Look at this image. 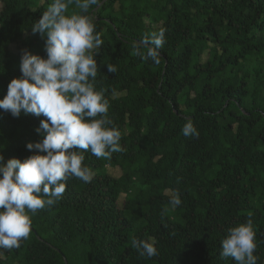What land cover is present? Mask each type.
Instances as JSON below:
<instances>
[{
    "label": "trees",
    "instance_id": "16d2710c",
    "mask_svg": "<svg viewBox=\"0 0 264 264\" xmlns=\"http://www.w3.org/2000/svg\"><path fill=\"white\" fill-rule=\"evenodd\" d=\"M51 2L0 0V99L21 76L22 50L46 55L31 27ZM86 14L103 40L94 88L123 151L77 150L92 180L70 177L56 204L29 213L28 239L0 249V264H236L221 242L249 216L264 264V0H100ZM161 28L160 63L134 55L133 43ZM42 119L0 110L5 163L46 154L26 147L42 140ZM188 122L198 138L182 134ZM174 190L182 203L171 209ZM134 238L158 255L141 257Z\"/></svg>",
    "mask_w": 264,
    "mask_h": 264
},
{
    "label": "clouds",
    "instance_id": "9594fccd",
    "mask_svg": "<svg viewBox=\"0 0 264 264\" xmlns=\"http://www.w3.org/2000/svg\"><path fill=\"white\" fill-rule=\"evenodd\" d=\"M99 3L100 0H52L31 27L32 34L44 38L46 55L22 50L21 76L9 82L6 95L0 99V110L13 117H19L22 111L45 117L35 129L42 140L26 147L46 153L31 155L23 161L11 158L6 163L0 153V249L20 248L30 235L29 213L35 215L56 204L70 177L85 183L92 180V171L83 165L85 157L77 150L90 151L104 159L123 151L121 131L111 126L108 118L109 101L93 84L98 74L95 56L103 40L95 30L93 18L86 13L90 6ZM72 4L80 11L68 15ZM165 33L164 28L145 33L133 43L134 55L159 64ZM107 69L117 72L113 65ZM182 134L199 137L192 122L183 126ZM181 203L179 191L174 190L168 201L170 208ZM255 239L253 219L249 216L245 223L229 229L221 242L220 256L231 257L236 264H257ZM131 245L141 257L158 255L154 243L148 240L134 238Z\"/></svg>",
    "mask_w": 264,
    "mask_h": 264
},
{
    "label": "rangeland",
    "instance_id": "374dc122",
    "mask_svg": "<svg viewBox=\"0 0 264 264\" xmlns=\"http://www.w3.org/2000/svg\"><path fill=\"white\" fill-rule=\"evenodd\" d=\"M18 49H20L19 47H17V45H12L11 46V50L13 51H18ZM108 173L111 174L114 177H119L121 175V171L119 168H115V169H111V168H107ZM123 196L120 197V199L122 200ZM120 200V201H121Z\"/></svg>",
    "mask_w": 264,
    "mask_h": 264
}]
</instances>
